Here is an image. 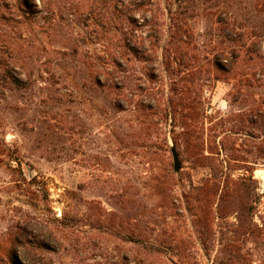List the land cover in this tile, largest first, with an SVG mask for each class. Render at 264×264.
<instances>
[{
    "label": "rangeland",
    "instance_id": "1",
    "mask_svg": "<svg viewBox=\"0 0 264 264\" xmlns=\"http://www.w3.org/2000/svg\"><path fill=\"white\" fill-rule=\"evenodd\" d=\"M33 1L28 13L23 0H0V264H12L5 249L20 231L30 241L24 264H264V0L150 7L161 10L156 61L172 19L186 25L181 70L197 69L187 78L203 103L201 144L217 152L200 163L180 147L178 172L180 129L134 105L117 111L93 78L126 34L148 45L149 27L128 23L110 0H52L62 13L49 27ZM251 45L260 59L244 61L240 47ZM221 54L230 63L215 70ZM149 68L140 56L124 66L138 86L124 90L128 100L148 104L145 89L161 82ZM38 240L48 248H34Z\"/></svg>",
    "mask_w": 264,
    "mask_h": 264
},
{
    "label": "trees",
    "instance_id": "2",
    "mask_svg": "<svg viewBox=\"0 0 264 264\" xmlns=\"http://www.w3.org/2000/svg\"><path fill=\"white\" fill-rule=\"evenodd\" d=\"M38 1L41 4V8L49 14L48 18L45 17L47 25L53 27L55 25L54 23L58 22L55 20L56 15L62 13L61 6L52 0ZM123 1L118 10L117 3H119V0H110V3L114 6L115 13L118 12L122 16L126 15L125 17L128 23L134 26H137L138 23V26L149 27V36L147 39L149 38L152 40H148V45H143L141 37H137L134 32L126 34L124 42L119 45L117 49H113L109 52V57H111V68L107 72L99 70L95 72L93 76L95 85H97L100 91H106L108 95H111L112 108L117 111H123L125 105L129 104L131 106L134 105L135 111L146 113L145 116L158 115L162 117V119H169L172 127H178L180 129V132L175 134L172 138L173 148L177 153L181 147V154L187 159H192L200 163L214 161L212 155H217V152H213L211 142L207 143L205 146L206 148L201 144V130L203 127H200L202 124L200 110L203 107V103L198 101L196 97L193 98L190 95L192 91L191 87L194 86V82L190 78H187V76H190V74L197 69L189 71L188 73L181 70L182 67L186 69L185 67H187L189 61L187 59L186 50L188 47L181 38L183 34H187L186 25L179 19H172L174 32L170 34L167 45L164 46L162 51L163 58L158 62L156 61L158 57L155 56V49L159 48L157 39L159 26L162 25L159 21V12L161 11L159 6H156L154 10L150 8L154 6V0H131L128 4H125ZM22 5L27 11L30 10V7L36 6L33 0L32 2L29 1V3L23 0ZM124 10L125 13H123ZM28 13H32V11L30 10ZM148 13L149 15H147ZM135 17L137 19L136 21H134ZM110 20L113 26L117 22V18H115L113 14L110 16ZM254 20L252 21L253 23H255ZM245 22L246 24L244 21L240 20L239 25L245 24L244 27H247L248 20ZM239 27L241 28L243 26ZM243 47L244 46L240 47V51L245 53V58H243L244 61H250L251 56L257 53L260 59L261 49L256 50L251 45L245 50H242ZM138 56H140V59H143L145 63L153 66V68L147 70L148 78L157 81L159 77L161 81L156 87L154 86L155 88L148 87L145 89V97L148 104H143L142 99L128 100L124 93V90L134 92L138 88L133 80L128 78V73L124 70V66H128L130 58ZM229 63L228 58L223 57L222 54L216 55L213 59V67L215 70H224L227 66L226 64ZM164 73L170 81L167 93L166 90H162V87L167 85ZM8 79L11 83L18 86L20 85L18 80L14 77L8 75ZM215 79L217 80L216 77ZM244 84L246 87L249 86L248 81ZM205 150L207 151L205 152ZM179 155L180 154H178V156ZM210 171L214 172L213 168H210ZM213 174L216 173H212V175ZM33 183H36L35 179L32 180L30 184ZM29 247L30 241L23 238L21 231L16 233L11 237L10 248L5 249L7 260L12 264H24V260H28L30 256ZM34 248L44 250L47 249L48 246L44 241L38 240Z\"/></svg>",
    "mask_w": 264,
    "mask_h": 264
},
{
    "label": "water",
    "instance_id": "3",
    "mask_svg": "<svg viewBox=\"0 0 264 264\" xmlns=\"http://www.w3.org/2000/svg\"><path fill=\"white\" fill-rule=\"evenodd\" d=\"M171 154H172V159H173V170L174 172H178L180 169L178 153L176 152L174 148H171Z\"/></svg>",
    "mask_w": 264,
    "mask_h": 264
}]
</instances>
